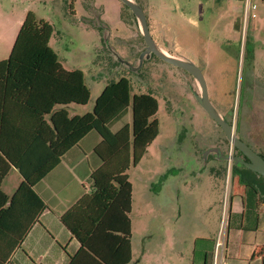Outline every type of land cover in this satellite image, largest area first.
Wrapping results in <instances>:
<instances>
[{
  "label": "rangeland",
  "instance_id": "rangeland-1",
  "mask_svg": "<svg viewBox=\"0 0 264 264\" xmlns=\"http://www.w3.org/2000/svg\"><path fill=\"white\" fill-rule=\"evenodd\" d=\"M137 2L155 43L196 65L213 107L231 112L240 139L247 142L243 133H251L249 146L264 152V0H255L257 18L248 25L239 0ZM125 6L121 0H0V61L9 58L32 12L53 26L50 46L63 66L85 73L91 100L83 112H92L104 88L122 77L131 82V100L152 94L160 133L127 171L134 190L132 264H204L226 237L233 163L204 159L223 135L193 79L190 87L181 68L150 56L139 21ZM117 123L132 124V106L111 123L113 131Z\"/></svg>",
  "mask_w": 264,
  "mask_h": 264
},
{
  "label": "trees",
  "instance_id": "trees-1",
  "mask_svg": "<svg viewBox=\"0 0 264 264\" xmlns=\"http://www.w3.org/2000/svg\"><path fill=\"white\" fill-rule=\"evenodd\" d=\"M72 1L74 3L76 0ZM53 34L51 24L38 20L29 12L9 58L0 61V128L4 127L7 105L14 103L35 117L37 134L41 138L40 125L50 127L45 119L49 116L55 138V142L49 146L54 157L48 161H36L38 172L35 177L29 173L34 161L9 160L19 168L25 181L11 198L8 208L4 207L7 197L0 204V264L9 259L30 227L28 224L23 228L12 217L22 197H27L29 193L33 195L36 209L32 217L35 218L45 206L32 188L61 162L70 149L92 132L102 138L95 152L103 165L93 171L90 178L93 191L84 195L61 218V222L81 244L79 251L70 257L69 264H130L133 260L130 217L133 184L127 171L141 162L159 136V121L155 118L159 102L152 94H136L131 100V82L122 77L104 88L92 112L71 117L69 106H87L91 100V90L82 70H68L63 66L50 46ZM130 106L132 124H126L114 132L111 123ZM8 169L1 172L0 182ZM252 178L248 173L233 171L235 187L240 184L243 189L257 192ZM258 258L264 264V245L255 248L252 260Z\"/></svg>",
  "mask_w": 264,
  "mask_h": 264
},
{
  "label": "crops",
  "instance_id": "crops-1",
  "mask_svg": "<svg viewBox=\"0 0 264 264\" xmlns=\"http://www.w3.org/2000/svg\"><path fill=\"white\" fill-rule=\"evenodd\" d=\"M84 107L86 106H69L71 117L85 115L86 113L82 111ZM4 117V127L0 128V174L8 167L9 169L0 182V204L7 197L8 201L4 207L8 208L11 198L25 181L19 168L9 160L34 161L29 173L30 176L35 177L38 172L36 161H48L54 157L49 146L55 142V138L52 134L53 126L49 121V116L45 119L50 127L40 125L42 138L37 134L38 127L35 117L23 111L22 107L14 103L8 104ZM121 117L116 120H120ZM1 124L0 122V126ZM126 124H115L117 130L114 132L119 131ZM101 142L102 138L98 134L94 132L88 134L79 145L74 146L61 158L57 166L35 184L32 191L45 206L35 218L32 217L36 209L33 195L29 193L27 197H22L12 217L23 228L28 224L30 227L21 244L14 249L4 264L70 263V257L79 251L81 244L61 222V218L84 195L93 191L90 178L93 171L103 165V161L95 152V148ZM242 187L240 184L235 187L232 181L229 226L223 254L232 264H262L260 258L252 260V257L255 248L264 245V197L257 187V192ZM212 263L213 258L212 260L211 258L205 259L204 264Z\"/></svg>",
  "mask_w": 264,
  "mask_h": 264
},
{
  "label": "flooded vegetation",
  "instance_id": "flooded-vegetation-1",
  "mask_svg": "<svg viewBox=\"0 0 264 264\" xmlns=\"http://www.w3.org/2000/svg\"><path fill=\"white\" fill-rule=\"evenodd\" d=\"M132 13H133V11H132ZM133 16L137 20V17H136V15L134 13H133ZM147 22H148V19H147ZM148 26H149V22H148ZM141 37L144 40V42L146 43V48H148V44H147V42H146V40H145V38L143 37L142 34H141ZM157 45L160 48H162L164 51H166L168 54H170L171 56H175V55L169 53L161 45H159V44H157ZM150 56L156 57L157 59H159L161 61H164L159 56H157L155 53H150ZM175 57H177V56H175ZM164 62H166V61H164ZM177 67H179V66H177ZM179 68H181V67H179ZM181 69H182L183 73L187 75V79H188V82L190 84V87H191V83H190L189 77H191L193 79L194 83L196 84V86L198 88V91L195 90V89L194 90L196 91V93L198 95L199 102L201 104V99L203 97L202 83L199 82V80L196 78V76L193 73L187 71L184 68H181ZM206 87H207V83H206ZM207 93H208V90H207ZM216 111L219 112L222 115V119L231 127V129L233 130L234 136L237 139H239L240 141H242L247 147H249L250 150H252L258 156H260L261 158L264 159V152L259 153V152L255 151L253 148H251L252 146H249L250 145L249 143H252L253 142L252 141V136L250 135L251 133H247L246 131H244V133H243L244 134V137H245V139H246L247 142H245L244 140H241L240 139V137L238 136V133H239V130H240V128H239V122H237V120H235V123H233V122H231V121L228 120V116H229V114L231 112H225L222 109H216ZM209 117L217 125L216 127L219 129V132L221 133V135H223V137L222 138L219 137L220 134H219V136H215V138L213 139L212 144L208 148V151L206 150L207 153H205L204 159L207 161V163H208V159L209 158H212V159L214 158L216 161H220V162H222L224 160L231 161L233 163V168H232L233 171L236 169V170L241 171L243 173H248L249 175H251L253 177L252 178L253 179L252 181H253L254 185L257 188L260 189V191L262 192V195L264 197V177L262 175H260L259 173H257L256 171H254V169L250 166L252 164V161L250 160V158L242 150H240L239 148H237L235 145L232 144V142L229 140L227 134L225 133L224 129L222 128V126L220 124H218V122L214 118H212L210 115H209ZM226 142H228V144L231 143V147L230 146L229 147L228 146L226 147V146H223L222 145V144H225ZM225 147H226V149H225Z\"/></svg>",
  "mask_w": 264,
  "mask_h": 264
},
{
  "label": "water",
  "instance_id": "water-1",
  "mask_svg": "<svg viewBox=\"0 0 264 264\" xmlns=\"http://www.w3.org/2000/svg\"><path fill=\"white\" fill-rule=\"evenodd\" d=\"M127 7H129L133 13L136 15L139 24H140V29L142 32L143 37L145 38L147 44H148V52L149 53H155L157 56H159L161 59L164 61L175 65L179 66L181 68L186 69L187 71L193 73L197 79H199L202 83V88H203V97L201 99V104L207 111V113L214 118L218 124L222 126L224 129L225 133L227 134L229 140L232 142L233 145H235L237 148L242 150L252 161V164L250 165L254 171L259 173L264 177V159L258 156L255 152L249 149L242 141L237 139L234 136L233 130L231 127L218 115L216 114V109L213 107V105L210 102L208 93H207V87H206V82L204 79V76L201 72V70L196 66L193 65L191 62L182 59L180 57H175V56H167L161 53L156 46H158L155 41L152 39L148 27V22H147V17L145 15L144 10L141 8L137 0H121Z\"/></svg>",
  "mask_w": 264,
  "mask_h": 264
},
{
  "label": "built area",
  "instance_id": "built-area-1",
  "mask_svg": "<svg viewBox=\"0 0 264 264\" xmlns=\"http://www.w3.org/2000/svg\"><path fill=\"white\" fill-rule=\"evenodd\" d=\"M244 4V14H243V23L248 25L251 21L257 18V4L255 0H242ZM225 246V237L222 239L219 237L216 244V255L213 260V264H232L228 262L223 254V249Z\"/></svg>",
  "mask_w": 264,
  "mask_h": 264
},
{
  "label": "bare ground",
  "instance_id": "bare-ground-1",
  "mask_svg": "<svg viewBox=\"0 0 264 264\" xmlns=\"http://www.w3.org/2000/svg\"><path fill=\"white\" fill-rule=\"evenodd\" d=\"M157 47V49L161 52V53H163L164 55H167V56H171L170 54H168L166 51H164L162 48H160L159 46H156ZM199 80V79H198ZM199 82H201L200 80H199ZM216 114L218 115V117H220V118H222V115L219 113V112H217L216 111Z\"/></svg>",
  "mask_w": 264,
  "mask_h": 264
}]
</instances>
